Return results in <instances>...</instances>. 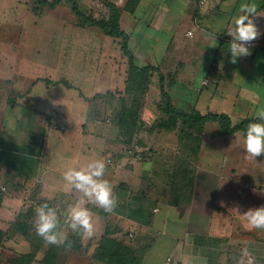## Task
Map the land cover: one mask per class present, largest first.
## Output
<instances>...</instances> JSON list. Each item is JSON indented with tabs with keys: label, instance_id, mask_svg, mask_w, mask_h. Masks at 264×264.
Returning a JSON list of instances; mask_svg holds the SVG:
<instances>
[{
	"label": "crops",
	"instance_id": "crops-1",
	"mask_svg": "<svg viewBox=\"0 0 264 264\" xmlns=\"http://www.w3.org/2000/svg\"><path fill=\"white\" fill-rule=\"evenodd\" d=\"M78 1L82 11L96 18L99 4ZM95 1L107 9L106 18L110 5L119 10L135 63L156 69L139 119L135 130L122 128L133 94L127 88L129 57L120 39L76 17L75 25H62L64 32L75 34L54 52L39 51L29 35L11 49L0 43V231L6 234L0 264H14L29 254L30 264H44L51 250L56 264H102L94 255L108 229L113 238L141 252L140 264H239L242 249L255 264H264V231L250 230L240 215L264 206V156L248 159L244 132L222 135L216 121L203 126L200 150L194 152L183 150L177 130L152 129L167 118L161 77L172 103L185 111L225 114L236 125L264 110V17L256 19L261 36L252 42L251 55L236 64L229 62L231 37L226 34L242 5L255 3L264 12V0ZM36 28L27 25L25 31ZM86 30L93 35L76 34ZM201 30L218 34L215 47ZM35 55L44 56L42 63H54L51 57L62 55L63 78L14 73L16 69L6 73L7 63L15 68ZM72 64L77 66L73 72ZM72 73L92 88L71 84L67 76ZM106 95L108 102L103 101ZM61 158L77 168L104 159L105 178L118 205L112 213L93 208V237L68 230L66 243L55 246L36 234L34 209L45 201L64 208L78 195L65 189V169L55 164ZM149 161L152 167L146 170ZM23 215H28V237L14 227Z\"/></svg>",
	"mask_w": 264,
	"mask_h": 264
},
{
	"label": "clouds",
	"instance_id": "clouds-1",
	"mask_svg": "<svg viewBox=\"0 0 264 264\" xmlns=\"http://www.w3.org/2000/svg\"><path fill=\"white\" fill-rule=\"evenodd\" d=\"M258 17H264V12L258 11L255 3L242 5L239 14L231 17L226 28V34L231 37L227 47L230 63L236 64L240 58L251 55L250 44L261 36L256 23ZM201 34L210 47L217 45V33L201 30ZM188 35L191 37L193 33L189 32ZM236 138V143H240L239 137ZM242 143L248 159L257 160L264 156V110L257 111L255 122L247 125ZM151 167L150 161L145 164L146 170ZM106 172L104 159L91 160L80 168L69 166L63 171L65 189L78 195H74L64 208L47 201L35 207V232L46 244L64 245L68 230L82 238L95 235L93 208L112 213L118 205L113 186L105 178ZM235 211L240 214L238 208ZM240 215L250 230L264 231V206L250 208ZM239 264H255L247 249L241 250Z\"/></svg>",
	"mask_w": 264,
	"mask_h": 264
},
{
	"label": "trees",
	"instance_id": "trees-1",
	"mask_svg": "<svg viewBox=\"0 0 264 264\" xmlns=\"http://www.w3.org/2000/svg\"><path fill=\"white\" fill-rule=\"evenodd\" d=\"M41 6L55 9L61 4H68L74 14L80 19L83 24H89L102 30V32L110 37L121 40L123 52L129 57L130 69L127 88L133 94L131 107L124 111L123 129H127L130 124L135 128L136 122L139 119L138 113L141 106V101L144 98L147 90L149 79L153 72L156 71L153 67L140 68L134 60V57L129 49V36L121 29L119 18L120 12L113 5H110V16L108 18L96 19L92 14H86L81 9L78 0H36ZM161 92L167 100V105L163 108L167 118L155 125L152 129L160 128L165 130H177L179 142L185 152L200 150V136L203 126L210 121H216L221 126L222 135H230L237 131H245L247 125L255 122L256 118L245 119L236 125H233L231 119L225 114H207L202 115L197 110L185 111L177 108L171 100V97L166 92L164 78L161 77ZM131 122V123H130ZM133 122V123H132ZM178 168H183L184 165L177 164ZM183 178V177H181ZM1 203V201H0ZM27 219V222H26ZM15 229L25 236H30V225L28 224V215L21 216L17 223L14 224ZM5 233L0 231V245L3 242ZM32 255H23L19 259L14 260V264H30ZM141 252L134 251L127 245L112 237V232L108 229L102 238L100 245L94 255V259L102 262V264H140ZM56 254L49 251L43 260L44 264H56Z\"/></svg>",
	"mask_w": 264,
	"mask_h": 264
},
{
	"label": "rangeland",
	"instance_id": "rangeland-1",
	"mask_svg": "<svg viewBox=\"0 0 264 264\" xmlns=\"http://www.w3.org/2000/svg\"><path fill=\"white\" fill-rule=\"evenodd\" d=\"M91 1V6L94 5L93 3H95V5L99 4L98 6H96V18L100 19L107 17V9L104 6H101L100 3H98L99 1ZM87 2L89 4L90 0H88ZM76 17L77 16L73 14V12L66 4H61L55 9H49L48 7L41 6L38 2H36V0H0V43H6V45H8L11 49V47L13 48L14 45H19L21 42L25 41L27 39V35H29L28 38L30 39L28 40L34 41L35 45L37 42L39 51H43V53H46V50L52 49L54 52L55 50H57L58 46H60V42H63V40H69V34H75V32L73 31H71L70 33L69 31L64 32L62 29V25H75V23L78 22V19ZM27 25H37V28L36 30L32 29V32L28 33L27 31H25V26ZM95 32L96 34H98L97 31ZM76 34H86L92 36L93 32L89 33L88 30L83 32L77 31ZM9 48L7 47V51L9 50ZM43 57H41V60L39 56L35 55L32 58L33 60H31V62L27 60L23 64H17L15 68L12 63H7L6 73L13 71V69L15 71L16 69L14 73H18L22 70V72L24 73H35L36 77H49L52 80L56 77L63 78V67L61 66L62 64H60L63 62L61 61L62 55H60V58L57 55H55V57H51L55 60L54 63L48 61L46 63H42V61L45 59ZM68 60H70V58ZM76 67L77 66H74L72 64L71 72H73ZM65 68H67V66H65ZM88 69L89 68H87L86 70L83 69L82 71L85 70V72H88ZM76 76H78V74L72 73L71 77L70 75L67 76V79L74 86L82 88L84 90H89L90 88H92L89 85L83 86V80H77L76 78H74ZM9 83H12V81L10 80ZM6 87L7 89H9L11 88V85L8 84ZM110 98L111 97H109V95H106L103 97V101L108 102ZM98 100H100V98H98ZM142 129H145L144 126H142ZM128 130V132H130L131 130H135L133 124L129 125ZM57 153L61 154L59 151H57ZM55 164L59 165L60 170L61 168L66 169L67 167H69V163L62 162V158L56 160Z\"/></svg>",
	"mask_w": 264,
	"mask_h": 264
},
{
	"label": "built area",
	"instance_id": "built-area-1",
	"mask_svg": "<svg viewBox=\"0 0 264 264\" xmlns=\"http://www.w3.org/2000/svg\"><path fill=\"white\" fill-rule=\"evenodd\" d=\"M184 1H189V0H184ZM252 46H254V43H251L250 44V47H252ZM128 155H130V156H133V157H135L136 159H141L142 158V155L140 154V153H135L133 150H128ZM168 262H172V259L170 258V259H168Z\"/></svg>",
	"mask_w": 264,
	"mask_h": 264
}]
</instances>
